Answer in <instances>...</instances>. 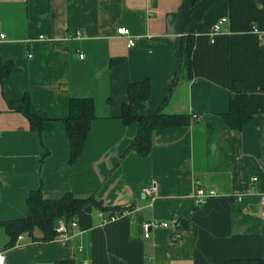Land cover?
<instances>
[{
    "label": "crops",
    "instance_id": "1",
    "mask_svg": "<svg viewBox=\"0 0 264 264\" xmlns=\"http://www.w3.org/2000/svg\"><path fill=\"white\" fill-rule=\"evenodd\" d=\"M221 17L224 32L212 43ZM121 26L135 47L117 34ZM0 35V221L24 217L39 188L48 200L95 195L107 208L85 207L49 242L26 234L7 247L0 227L3 264L264 259V0H0ZM188 37L190 78L176 54ZM146 79L144 112L185 113L189 123L156 130L148 156L124 154L138 131L122 121L127 88ZM237 92L253 111L239 131L221 117ZM24 97L42 119L40 134L13 108ZM80 97L95 100L96 117L71 163L64 120ZM154 182V200L143 197ZM197 187L218 194L196 206ZM111 207L128 213L105 222ZM146 222L165 226L145 237Z\"/></svg>",
    "mask_w": 264,
    "mask_h": 264
},
{
    "label": "trees",
    "instance_id": "2",
    "mask_svg": "<svg viewBox=\"0 0 264 264\" xmlns=\"http://www.w3.org/2000/svg\"><path fill=\"white\" fill-rule=\"evenodd\" d=\"M194 39L188 37L176 48L179 65L188 72V78L192 76L191 52ZM181 67V66H180ZM3 77L7 76V70L2 68ZM152 83L148 79L130 83L127 88L128 101L122 106V121L129 125L136 123L138 127L132 143L127 147L124 154L135 152L140 156H148L153 146V135L158 129L181 127L189 123L190 115L171 114L157 110L152 115L144 112L145 104L151 99ZM228 111L221 115L225 124L235 131L251 121L253 111L250 108V97L246 93L237 92L230 95ZM17 105V106H16ZM13 108L20 110L28 116L31 127L41 133L42 119L31 111V103L27 97L20 103H13ZM95 100L89 97L70 98L69 115L64 120L70 143V162L74 163L84 149L85 141L90 133L91 122L95 119ZM25 202L27 211L22 218L0 221V227L8 236L7 247H12L20 235H30L39 241L49 242L54 240L60 233L57 229L59 223L65 224L72 221L87 206H92L101 211L107 210L102 201L96 200L95 195L77 197L72 193L65 194L61 198L48 200L43 197L41 188L28 193ZM130 209V208H129ZM111 215H122L123 208L111 207ZM40 230L42 235L35 237V231ZM55 264H80L73 259L56 261ZM224 264H264V259L229 260Z\"/></svg>",
    "mask_w": 264,
    "mask_h": 264
},
{
    "label": "built area",
    "instance_id": "3",
    "mask_svg": "<svg viewBox=\"0 0 264 264\" xmlns=\"http://www.w3.org/2000/svg\"><path fill=\"white\" fill-rule=\"evenodd\" d=\"M227 22V18L226 17H221V19L219 21H217L216 23H214V26L212 27L210 33H209V37L211 39V42L214 43L215 42V36H217L218 34H222V32H224V26L225 23ZM117 34L121 37L126 38V41H128L127 46L129 48H133L136 46V41L134 40V38L131 35V31L128 27L125 26H121L117 29ZM5 35H0V39L4 38ZM83 55H80V57H82ZM158 191V184H156L155 182L153 183V185L151 187H148L146 189L143 190V197L145 198H149L150 200H154V195L157 193ZM218 192L216 190H210V191H206L204 188L202 187H197L194 195H193V200L194 203L196 204V206L198 205H204L205 203H207V201L213 196V195H217ZM242 198L239 199V201ZM124 214L128 213L127 211L122 212ZM100 217H103L104 214H102V212H99ZM118 216L120 215H113L110 219H103V221H112L114 219H116ZM71 226H76V222L74 220H72L70 222ZM156 222H146L144 223L143 227H144V236L145 237H149L150 233L152 231L153 228H155L156 226ZM157 225L160 226H165V224L163 222L158 223ZM65 223L63 221H61L57 227L58 231L63 233L66 231L65 228ZM22 236H19L18 239H22ZM5 259V255L4 253H0V264L4 263Z\"/></svg>",
    "mask_w": 264,
    "mask_h": 264
}]
</instances>
